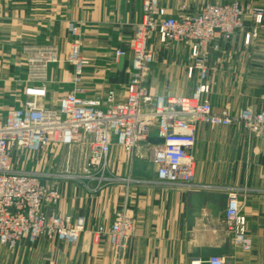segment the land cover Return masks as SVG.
I'll return each instance as SVG.
<instances>
[{
  "label": "crops",
  "instance_id": "obj_1",
  "mask_svg": "<svg viewBox=\"0 0 264 264\" xmlns=\"http://www.w3.org/2000/svg\"><path fill=\"white\" fill-rule=\"evenodd\" d=\"M231 1L161 0V7L165 16L178 17L196 14L208 4ZM240 1L244 6L264 8V0ZM141 17V0H0V55L8 59L0 61V82L6 84L0 88V99L13 90L25 99L26 88L36 83L30 60L39 51L56 50L60 61L48 64L45 83L46 105L58 107L60 99L72 89L74 67L67 62L73 42L71 26L79 28L81 55L87 62L83 78L88 96L104 99L114 90L124 99L132 55H127L121 69L115 63V54L117 50L128 51ZM255 28L258 36L252 38ZM220 46L221 50L211 57L205 82L210 86L213 110L228 108L238 114L251 108L264 112V19L257 27L247 17L245 27L230 40H221ZM172 47L178 56L189 58L188 46ZM190 64L183 70L154 66L147 78L150 94L191 96L202 82L197 72L192 78L188 76ZM13 82L16 87L9 85ZM6 110L0 108L2 113ZM123 151L113 148L110 171L101 187L98 177L87 178V171L76 176L19 167L16 164L21 157L15 154V170L55 176L60 202L45 208V213L74 220L84 217L86 225L76 244L47 237L35 243L23 239L15 249L0 244V264H193L198 262L191 257L193 249L220 248L229 240L227 260L233 264H264V139L246 135L236 124L228 128L200 124L193 150V188L133 178L132 162ZM135 157L148 159L147 149L141 148ZM228 190L240 193L252 244L249 251L232 244L224 225L225 211L213 218L204 210L194 229H188L191 192L227 194ZM125 208L133 219L134 231L125 242L119 263L109 237L98 230L109 229Z\"/></svg>",
  "mask_w": 264,
  "mask_h": 264
},
{
  "label": "built area",
  "instance_id": "obj_2",
  "mask_svg": "<svg viewBox=\"0 0 264 264\" xmlns=\"http://www.w3.org/2000/svg\"><path fill=\"white\" fill-rule=\"evenodd\" d=\"M142 17L136 24L129 49L117 50L115 63L130 53L132 63L126 97L111 90L104 99L91 98L84 83L87 62L82 59L80 33L71 26V53L67 59L74 67L72 89L64 95L57 108L46 105L48 88L45 83L49 63H58L56 50L39 51L30 60L35 67V84L27 87L25 101L19 107L0 111V244L15 249L23 239L35 243L39 238H56L76 244L85 230L86 220L71 216H48L45 208L60 202V193L53 175L41 172L17 171L14 156L36 153L50 146L90 149L87 178H99L98 187L105 185V176L113 148L119 147L132 162L135 153L146 148L148 160L158 176L156 182L193 188L198 127L208 124L214 128L239 125L248 136L264 139V112L251 108L238 114L228 108L213 110L209 99L210 86L205 83L208 65L214 53L221 50L220 41H228L245 27L250 16L257 27L264 19V9L245 10L240 0L225 4L205 5L196 14L165 16L161 0H141ZM258 35L255 28L252 36ZM189 47L191 64L188 76L197 72L202 82L191 96H175L170 92L153 97L147 78L155 61L153 41ZM151 138L164 139V144H150ZM229 203L224 212V225L235 247L245 251L252 248L248 238L247 218L242 212L240 193L228 190ZM134 222L125 210L109 229L107 235L113 252L122 262L126 240L133 234ZM193 264H227L224 257H211Z\"/></svg>",
  "mask_w": 264,
  "mask_h": 264
},
{
  "label": "rangeland",
  "instance_id": "obj_3",
  "mask_svg": "<svg viewBox=\"0 0 264 264\" xmlns=\"http://www.w3.org/2000/svg\"><path fill=\"white\" fill-rule=\"evenodd\" d=\"M243 7L245 10H252L256 8L264 9L263 7H257V6H244L243 5ZM251 37L253 38L252 35ZM170 46L177 47L176 44L164 45V44H161L158 40L153 41L155 61L151 67V70L154 66L155 67L159 66L164 69L165 68L170 69L172 67V68H179L183 70L185 65H188L191 63V60L188 58V56H184V55L178 56L177 52H175L172 49L173 47L171 48ZM169 48H171L170 51L167 50ZM7 60H8L7 57H2V55H0L1 63ZM0 69H1V66H0ZM5 85H6L5 83L3 84L2 82H0V88ZM9 85L12 87H16L15 86L16 83L14 82L10 83ZM21 101L24 102L25 99H22V97H20L19 94L16 95L15 90H13L12 93L9 95H6V97L5 95L4 96L1 95L0 108H3L6 110V108L9 106L19 107ZM89 152H90L89 147L85 145H81L76 148H69V147L58 146V145L50 146L36 153H29V152H26L23 154L19 153V157L21 158L17 161L16 165L19 167H27L29 169H34V170H39V171L52 170L54 173L72 174V175L78 176V175H83L86 172V165L88 161ZM123 153L126 154L124 151ZM43 154H45V156H43ZM55 156H56V159H52V157H55ZM122 157L124 158V156ZM123 158L119 159L118 162L120 163L123 162ZM58 160H61V162L60 161L58 162ZM110 161L111 160H109V163ZM51 167H53V169H51ZM109 171L110 169L108 167L107 173Z\"/></svg>",
  "mask_w": 264,
  "mask_h": 264
},
{
  "label": "water",
  "instance_id": "obj_4",
  "mask_svg": "<svg viewBox=\"0 0 264 264\" xmlns=\"http://www.w3.org/2000/svg\"><path fill=\"white\" fill-rule=\"evenodd\" d=\"M125 58H121L119 65L122 69L124 66ZM164 139L151 138L150 144L161 145L164 144ZM131 175L133 178L138 179H151L158 178L154 165L148 159L135 157L131 164ZM229 203V196L225 193H205L191 192L189 194V207L190 215L188 220V229L192 231L196 226L197 220L203 217V211L208 210L213 218H219L220 214L226 211ZM231 252L230 240L220 248H195L192 251L191 257L197 261L208 259L211 257H224L228 258ZM227 264H233L231 260H227Z\"/></svg>",
  "mask_w": 264,
  "mask_h": 264
}]
</instances>
